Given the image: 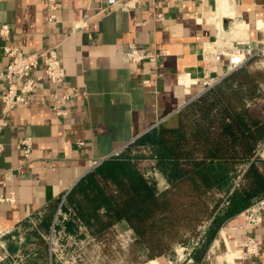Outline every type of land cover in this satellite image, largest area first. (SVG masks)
Segmentation results:
<instances>
[{
	"label": "crops",
	"instance_id": "0c3cea01",
	"mask_svg": "<svg viewBox=\"0 0 264 264\" xmlns=\"http://www.w3.org/2000/svg\"><path fill=\"white\" fill-rule=\"evenodd\" d=\"M227 2L241 23L231 37L249 39L253 46L264 39V0ZM219 3L142 0L136 8L98 14L105 0H56L51 12L47 0H0V25L9 26L11 44L24 51L57 45L65 70L60 85L38 83L35 98L44 103L18 105L0 134V172L12 168L9 178L0 173V195L15 192L13 204L0 202L1 226L16 230L38 214L46 218L94 162L156 126L178 125L179 110L199 92L202 47L215 40L227 20ZM49 13L55 15L52 22ZM129 43L164 53L156 62L131 63L124 57ZM2 45L0 38V71L8 61ZM63 88L76 94L66 113L58 115L50 108L49 93ZM2 89L0 83V95ZM24 137L32 139L29 158L16 147ZM248 232L259 243L258 256L233 259L230 252L245 232L219 229L206 251L195 250L187 264H264V212ZM163 258L144 264H164Z\"/></svg>",
	"mask_w": 264,
	"mask_h": 264
},
{
	"label": "trees",
	"instance_id": "16d2710c",
	"mask_svg": "<svg viewBox=\"0 0 264 264\" xmlns=\"http://www.w3.org/2000/svg\"><path fill=\"white\" fill-rule=\"evenodd\" d=\"M252 63L183 106L176 127L137 138L148 155L122 150L87 172L65 197L74 209L66 230L75 232L77 217L101 240L123 221L134 233L128 246L148 261L172 255L205 226L195 249L202 255L227 220L264 196V151L256 156L264 142V70Z\"/></svg>",
	"mask_w": 264,
	"mask_h": 264
},
{
	"label": "built area",
	"instance_id": "2783aa9c",
	"mask_svg": "<svg viewBox=\"0 0 264 264\" xmlns=\"http://www.w3.org/2000/svg\"><path fill=\"white\" fill-rule=\"evenodd\" d=\"M142 3V0H105V5L99 10L98 14H105L113 9L129 10L136 8ZM57 7L56 0H47V9L49 12ZM54 14L49 13L47 18L49 22L54 19ZM83 23L80 29L85 27ZM0 38L3 40L2 50L7 57L8 61L6 67L0 71V83L3 84V89L0 95V134L3 128L8 124L10 115L14 112V109L18 105H26L35 100L38 103H44V99L36 97V85L38 83H46L49 85H60L65 80V70L62 65V61L58 52L57 45H48L46 48L34 51H24L20 46L11 44L10 42V28L7 24L0 25ZM164 52L145 51L141 46L135 43H129L127 49L124 52V57L131 63H139L144 60L156 62ZM264 54V39L256 42L253 46L251 40L242 39L238 36L218 37L210 43L205 44L201 50V58L203 61V73L196 80L198 84V95L204 91L210 89L214 85L220 82V80L232 70L244 65L256 56ZM221 62L224 63V69L222 73H218V66ZM76 94L75 90H69L63 88L61 92L49 93L51 99L50 108L58 115L66 113L65 106L71 100L73 95ZM197 95V96H198ZM196 96V97H197ZM16 147L20 150L21 154L25 158H29L32 152V139L30 137H24L18 140ZM264 142L258 145L256 156L263 157ZM3 150V144L0 141V152ZM122 149L115 151L112 155H117ZM94 162L93 166L100 163ZM245 168L241 170L235 183L241 178ZM0 173H4L6 178L12 174V168L4 169ZM61 199L57 211L54 215L49 231L46 233L40 232V235L48 242L49 253L56 252L59 245L58 241L63 237L66 238H90L89 230L84 226L83 222L79 218H75L77 229L74 233H67L64 222L69 220L71 216H74V212L62 211ZM0 202H7L13 204L15 202V192L9 191L8 195H0ZM264 212V196L254 199L251 204L244 210L234 215L227 220L220 229H233L242 230L245 232L244 236L237 241V246L230 252L233 259L244 260L249 257L258 256L260 253V246L254 235L250 234L248 230L250 228L257 227L263 217ZM42 220V214H38L37 217L31 218L28 222L32 225H39ZM61 226L56 229L55 226ZM205 226H202L200 233L193 237L187 244H176L173 247V253L167 256V264H187L191 262L194 250L200 245L201 236ZM14 229L7 228L0 225V253H4L0 256V261L4 258H8L10 253L8 251L9 245L6 240L2 239L3 236H11L12 238ZM122 231H118L115 237L118 240L117 247L122 248ZM133 231L131 228L126 230V238L123 240L124 246H127L133 239ZM95 238V237H94ZM20 241L23 238H19ZM81 240V239H80ZM63 248H60L62 250ZM20 250L17 249V253L10 255V257H19ZM57 256L54 263L56 264ZM21 264H24V258H19ZM12 264H18L14 261Z\"/></svg>",
	"mask_w": 264,
	"mask_h": 264
},
{
	"label": "rangeland",
	"instance_id": "374dc122",
	"mask_svg": "<svg viewBox=\"0 0 264 264\" xmlns=\"http://www.w3.org/2000/svg\"><path fill=\"white\" fill-rule=\"evenodd\" d=\"M231 21V19L227 18L225 24L223 23L225 30L230 29ZM252 66L253 68L264 70V54L254 57ZM128 149L130 150L131 154L143 153L148 155L150 152L149 148L141 144H135V140L131 141L122 148V150ZM122 150L120 152H122ZM262 150H264V148ZM65 197L63 198L61 204L62 211L71 210V212H74V209L67 205ZM60 201H58V203L55 205L49 226L46 230L41 228L40 225L24 223L13 231L12 235L14 238L11 236H3L2 239L8 242V251L10 255L17 253L18 249L20 252L17 255L20 256H15L13 258V256L10 257L9 255L8 258L1 260L0 264H12L14 261H16L18 264H21L19 261V258L21 257L24 258V264H50V258L54 263L56 256V264H137V262L139 263L144 261L145 256L140 254L135 247H129L128 245L123 247V240L127 237L126 230L128 228V226H125L126 223L123 221L114 222L105 234L104 238L99 240L94 235H92L86 224L80 219L84 226L89 230L90 238L84 239L83 237H63L58 241L57 245H59V247L57 251L50 254L48 250V242L40 235V232L46 233L49 231ZM55 227L56 229H59L61 226L56 225ZM75 229H77L76 223ZM118 231H122V234H124L122 236V248L117 247L118 240L115 237V234ZM67 233L71 234L74 232ZM19 238H23V240L20 241ZM60 248L63 249L60 250ZM3 254L4 253H0V256H3ZM163 257L165 258L164 264H167V256H162V258ZM144 262L146 263L147 261Z\"/></svg>",
	"mask_w": 264,
	"mask_h": 264
},
{
	"label": "bare ground",
	"instance_id": "6f19581e",
	"mask_svg": "<svg viewBox=\"0 0 264 264\" xmlns=\"http://www.w3.org/2000/svg\"><path fill=\"white\" fill-rule=\"evenodd\" d=\"M218 8L222 11L225 18L227 17L228 19L232 20L230 22V29L229 30H225L223 26H222V28L220 27L218 37L220 38L222 36H224V37L227 36V38H229V37H231L230 36L231 30L232 29H240L241 23L235 22L234 11L232 10V8L229 5V3L227 2V0H220ZM238 37L241 38V36H238ZM242 39H244V38L242 37Z\"/></svg>",
	"mask_w": 264,
	"mask_h": 264
}]
</instances>
